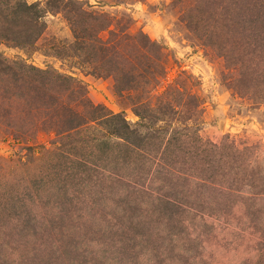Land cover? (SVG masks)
Wrapping results in <instances>:
<instances>
[{
	"label": "rangeland",
	"instance_id": "rangeland-1",
	"mask_svg": "<svg viewBox=\"0 0 264 264\" xmlns=\"http://www.w3.org/2000/svg\"><path fill=\"white\" fill-rule=\"evenodd\" d=\"M0 264H264V0H0Z\"/></svg>",
	"mask_w": 264,
	"mask_h": 264
}]
</instances>
